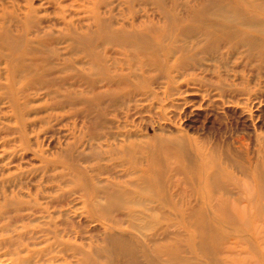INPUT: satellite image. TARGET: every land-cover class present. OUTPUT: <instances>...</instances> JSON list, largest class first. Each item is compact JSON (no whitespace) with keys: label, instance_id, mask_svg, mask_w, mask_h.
I'll list each match as a JSON object with an SVG mask.
<instances>
[{"label":"rangeland","instance_id":"374dc122","mask_svg":"<svg viewBox=\"0 0 264 264\" xmlns=\"http://www.w3.org/2000/svg\"><path fill=\"white\" fill-rule=\"evenodd\" d=\"M264 0H0V264H264Z\"/></svg>","mask_w":264,"mask_h":264},{"label":"bare ground","instance_id":"6f19581e","mask_svg":"<svg viewBox=\"0 0 264 264\" xmlns=\"http://www.w3.org/2000/svg\"><path fill=\"white\" fill-rule=\"evenodd\" d=\"M259 24L263 26V25H264V21H263V22H262V21H261V22H259Z\"/></svg>","mask_w":264,"mask_h":264}]
</instances>
